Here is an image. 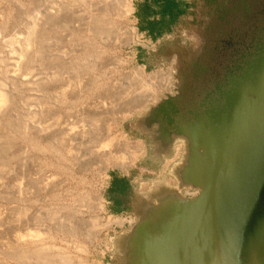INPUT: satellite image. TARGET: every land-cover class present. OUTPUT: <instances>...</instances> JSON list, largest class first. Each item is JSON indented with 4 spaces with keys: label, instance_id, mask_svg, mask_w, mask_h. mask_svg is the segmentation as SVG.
<instances>
[{
    "label": "rangeland",
    "instance_id": "374dc122",
    "mask_svg": "<svg viewBox=\"0 0 264 264\" xmlns=\"http://www.w3.org/2000/svg\"><path fill=\"white\" fill-rule=\"evenodd\" d=\"M137 1L0 0V264H96L122 221L120 119L170 81L130 61Z\"/></svg>",
    "mask_w": 264,
    "mask_h": 264
},
{
    "label": "water",
    "instance_id": "95a60500",
    "mask_svg": "<svg viewBox=\"0 0 264 264\" xmlns=\"http://www.w3.org/2000/svg\"><path fill=\"white\" fill-rule=\"evenodd\" d=\"M258 42L199 118L174 133L183 150L176 188L155 194L149 235L139 227L125 239L137 264H264V27ZM160 111L144 103L121 128L142 112L158 121Z\"/></svg>",
    "mask_w": 264,
    "mask_h": 264
},
{
    "label": "flooded vegetation",
    "instance_id": "af4514ba",
    "mask_svg": "<svg viewBox=\"0 0 264 264\" xmlns=\"http://www.w3.org/2000/svg\"><path fill=\"white\" fill-rule=\"evenodd\" d=\"M135 17L139 42L130 61L147 73H168L170 81L149 102L160 106L158 121L149 123L153 117L142 112L125 127L141 140L146 155L112 182L110 219L122 221L103 233L106 242L96 264H137V254L126 252L125 239L139 227L149 235L155 227V194L176 188L172 170L183 150L174 133L199 118L231 71L255 52L264 0H138Z\"/></svg>",
    "mask_w": 264,
    "mask_h": 264
},
{
    "label": "bare ground",
    "instance_id": "6f19581e",
    "mask_svg": "<svg viewBox=\"0 0 264 264\" xmlns=\"http://www.w3.org/2000/svg\"><path fill=\"white\" fill-rule=\"evenodd\" d=\"M144 72V71H143ZM161 72H158V73H152L151 75H150V78L151 79H161ZM166 80H168V74L166 75ZM150 99V98H149ZM4 100H5V98H4ZM148 101V100H147ZM146 101V102H147ZM145 103V102H144ZM136 108V107H135ZM130 112V111H129ZM131 113V112H130ZM126 138V137H125ZM123 139V140H121L120 139V141L123 143V144H125V145H127V144H131L130 143V141L129 140H126V139ZM137 146V145H136ZM137 149H140V144H138V146H137ZM137 157H138V154H137V152H133L132 154H130V156L129 157H124L123 155L121 156V157H119V158H117V160H118V162H119V165L120 166H122L123 168H124V170L125 171H127V165H129V163L130 162H135L136 160H137ZM127 158L128 159H130V162H128L127 161Z\"/></svg>",
    "mask_w": 264,
    "mask_h": 264
}]
</instances>
